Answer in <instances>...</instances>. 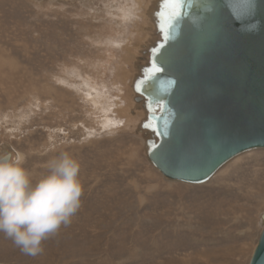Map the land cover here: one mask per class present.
Masks as SVG:
<instances>
[{
    "label": "rangeland",
    "instance_id": "obj_1",
    "mask_svg": "<svg viewBox=\"0 0 264 264\" xmlns=\"http://www.w3.org/2000/svg\"><path fill=\"white\" fill-rule=\"evenodd\" d=\"M131 6L0 0V151L24 153L34 182L67 151L84 187L71 224L42 252L0 232V264H250L263 231L264 149L194 185L157 171L140 136L114 133L128 123L118 105L132 53L121 41L142 33L123 15Z\"/></svg>",
    "mask_w": 264,
    "mask_h": 264
},
{
    "label": "water",
    "instance_id": "obj_2",
    "mask_svg": "<svg viewBox=\"0 0 264 264\" xmlns=\"http://www.w3.org/2000/svg\"><path fill=\"white\" fill-rule=\"evenodd\" d=\"M251 3L249 12L237 0H183L172 38L155 55L159 13L173 9L165 0L149 9L155 39L142 50L133 81L144 112L137 132L146 157L168 180L203 184L235 158L264 149V0ZM153 59L164 71L137 92ZM209 88L219 94L206 96ZM250 264H264V228Z\"/></svg>",
    "mask_w": 264,
    "mask_h": 264
},
{
    "label": "clouds",
    "instance_id": "obj_3",
    "mask_svg": "<svg viewBox=\"0 0 264 264\" xmlns=\"http://www.w3.org/2000/svg\"><path fill=\"white\" fill-rule=\"evenodd\" d=\"M22 152L0 151V232L26 254L71 224L84 192L80 162L69 152L50 159L35 182Z\"/></svg>",
    "mask_w": 264,
    "mask_h": 264
},
{
    "label": "bare ground",
    "instance_id": "obj_4",
    "mask_svg": "<svg viewBox=\"0 0 264 264\" xmlns=\"http://www.w3.org/2000/svg\"><path fill=\"white\" fill-rule=\"evenodd\" d=\"M130 1L132 2V6L130 7L129 10L125 9L126 11L123 12V15L127 16L128 20L131 18L135 20L136 28L140 26L142 33H141V36H139V39L137 42H134L131 36L127 37L128 39L126 41H124L125 40L124 38H123L124 40L121 41V45L124 47H127L128 49L130 48V52L132 53L130 55L131 61H129L130 59L128 60L131 64V70L127 72V82H128L127 89L122 95L119 96L120 97L119 99L121 100H119V105H118L119 107L120 106L123 107L122 109L119 108L118 110L121 112L123 117L128 121V123L126 127L124 126L125 128L120 127L118 128V130L114 131V133L121 134V133L133 132L134 134L137 135V137L140 136L141 138H143L142 134L137 132V128L142 118L144 117V112H142L139 109L138 105L135 102L136 94L133 90V81H134L136 73L138 72L136 65L141 58L142 50L146 49L148 45L151 44L153 40L155 39V34H154L155 27L149 16V9L151 5H153L155 0H130ZM136 20L138 22H136ZM122 37H124V35H122ZM143 145H144V150H145V141ZM2 151L14 153V151L11 150V147H9L8 145H4ZM222 168L214 176L220 173ZM213 177L210 180H212ZM261 221H262V225L264 228V214L261 215Z\"/></svg>",
    "mask_w": 264,
    "mask_h": 264
},
{
    "label": "snow or ice",
    "instance_id": "obj_5",
    "mask_svg": "<svg viewBox=\"0 0 264 264\" xmlns=\"http://www.w3.org/2000/svg\"><path fill=\"white\" fill-rule=\"evenodd\" d=\"M183 0H165V7L171 8L173 11L169 14L166 12H160L159 15L161 17L162 23L160 24V32L162 33V40L159 43L158 47L152 48V53L155 55L161 49L165 48L168 41L172 38L169 35V29L172 27L173 19L179 15V9L182 7ZM237 3L241 6H244L249 12H251L254 8V5L251 3V0H237ZM164 71L162 67H160L156 61L153 59L151 62V67L145 69L144 79L140 80L136 84V91L139 92L141 90L142 85L149 79H151L155 74ZM219 94V89L217 88H209L206 90L205 95L208 97H215ZM159 103V102H158ZM151 110V106H150ZM145 127H149V125H145ZM155 130V129H154ZM152 147H156L155 144Z\"/></svg>",
    "mask_w": 264,
    "mask_h": 264
}]
</instances>
